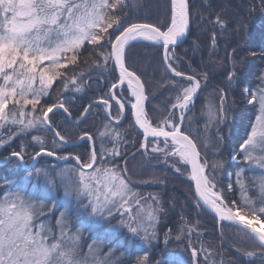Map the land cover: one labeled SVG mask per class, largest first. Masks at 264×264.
Segmentation results:
<instances>
[{
    "label": "snow or ice",
    "instance_id": "obj_1",
    "mask_svg": "<svg viewBox=\"0 0 264 264\" xmlns=\"http://www.w3.org/2000/svg\"><path fill=\"white\" fill-rule=\"evenodd\" d=\"M134 6L145 5L137 0ZM129 7L128 0H0V147L39 129L52 134V147L41 137L32 136L38 148L33 160L46 155L65 164L74 161L54 174L50 169L27 171L15 191H4L9 182L0 180V264H119L113 259L115 249L104 239H115L119 231L149 245L156 238L155 226L165 211L163 202L157 193L141 195L134 190L128 157L136 153L121 152V144L128 143L122 131L106 123L99 136H110L112 147L101 144L98 149L97 137L90 132L84 130L70 140L60 130L56 117L71 118V106L93 82L101 94L82 105L76 121L81 122L94 107H102L106 119L116 122L130 112V127L140 137L132 141L139 145L137 152L143 150L146 159L150 152L160 155L166 166L162 176L138 183L164 185L169 172L187 178L194 185L192 199L197 215L206 211L212 215L214 227L222 229L227 224L236 228L239 246L231 247L246 264H264V69L255 87L245 84L240 89L241 107L246 112L254 110V119L250 118V129L230 158L240 159L249 167L236 171L235 182L224 186L216 175L223 171V161L208 160L209 149L213 156L223 151L226 137L220 129L235 119L229 92L245 83L249 57L264 60V45L258 51L239 55L247 46L248 21L257 8L264 14V0H249L247 5L241 0L234 7L221 4L216 10L212 0H202L199 9L193 7L192 0H167L159 23L129 22ZM229 8L232 18L225 15ZM196 17L197 27L201 23L213 26L210 54L218 49L225 32L237 38L230 51L226 44L225 57L219 61L229 87L215 89V102H206L201 109L203 130L208 132L216 126L215 146L209 135H199L200 128L193 134L192 118L188 128L184 124L202 83L206 85L210 75L195 69L181 71L182 58L175 53L179 43L192 35ZM137 41L152 42L161 49V65L171 75L158 87L171 89L175 95L169 94L167 99L172 102L159 113L158 105L150 110L146 107L150 100L146 82L128 64V49ZM191 46L193 52L201 49L198 37ZM231 103L234 106L235 99ZM79 141L88 145L84 152L65 150L77 147ZM25 152L22 144L20 150L3 159L15 158L24 164ZM256 169L260 170L258 175L243 178L246 170ZM30 181L32 190L28 191L25 185ZM61 190L63 206L57 194ZM237 190L238 197L230 199ZM84 213L87 215L81 219ZM74 224L80 227L73 230ZM97 225L107 227L102 236L88 243ZM195 227L198 229L199 224ZM192 231L189 225L187 251L191 264H237L227 258L226 251H214L203 242L197 247L191 240ZM180 232L184 233L183 227ZM170 233L171 229L165 236ZM148 258L145 250L133 264H151ZM170 264L188 262L175 259Z\"/></svg>",
    "mask_w": 264,
    "mask_h": 264
},
{
    "label": "trees",
    "instance_id": "obj_2",
    "mask_svg": "<svg viewBox=\"0 0 264 264\" xmlns=\"http://www.w3.org/2000/svg\"><path fill=\"white\" fill-rule=\"evenodd\" d=\"M158 1L156 9L151 7V4ZM143 3L144 7H135L137 0H128L130 5L128 11L131 12V17L129 22H149V23H159L164 14L165 7L167 5V0H139ZM241 0H212L213 10L219 8L221 4L231 5L234 7L236 4L240 3ZM249 0H243L244 5H247ZM202 0H192L194 8L199 9ZM226 17L232 18V11L229 8L225 12ZM199 17H196L193 21L192 35H190L182 44L175 48V53L177 56L182 58L181 71L191 72L195 69L197 73L207 71L209 72V79L207 84L202 83V88L195 100L194 108L192 111L187 113L185 118V128L189 126V118H192L191 129L195 135V130L197 128L201 129L199 135L203 137L204 135H209L212 139L213 145L215 146V135L216 126L213 125L210 131L205 132L203 130V125L205 120L201 118V109L206 102H215L216 93L215 89L219 87L228 88L224 76L221 74L223 72V67L220 65L221 61L225 57L226 44L229 45L227 50H231V46H235L237 38L234 36H229L227 32L224 34V38L219 40L218 49L214 50L210 54V36L213 31V26L211 24L201 23L197 27ZM219 32V29H216ZM198 37L201 42V49L199 51L193 52L191 42L194 38ZM246 48L244 52L239 55L243 56L248 51H258L261 45H264V14L259 11V8L252 13L250 20L248 21V32L245 37ZM128 64L130 70H136L137 74L142 75V78L146 82L147 92L146 94L150 96V100L146 107L150 110L153 105H158V113L165 110L167 105L172 101L168 100L167 97L171 93L173 96L175 93L171 89L160 90L159 85L164 82V80L171 79V75L165 73L161 65V49L152 45L148 41H137L132 42L128 49ZM224 66H227V61L225 60ZM261 69H264V60L259 58L249 57L248 74L244 84H241L238 88L229 92L228 101L229 106L235 109V119L223 125L220 129L221 133L226 137V142L223 147V151L217 155H212V149L208 150V160L213 159L218 161H223L224 168L223 171H218L216 173L220 183L227 186L229 183L235 182V173L240 169H247L249 166L240 159L230 158L232 154L239 148V143L242 142V138L246 137L247 131L250 129V118L254 119V110L244 111L241 107L243 98L240 95V89L245 86V84H251L255 87L256 78L259 75ZM111 66H109V71ZM95 77L96 73L92 74ZM111 79V77H107ZM155 90L154 96L152 95ZM101 93L97 90L95 82L92 86L86 90L85 93L80 94L79 98L76 100L75 104L72 105V117L68 119H63L60 115L56 117V120L60 121V130L63 134L67 135L70 140H75L76 137L84 130L90 132L96 139V146L99 149L101 144L106 148L112 147V141L110 136H105L101 138L99 133L105 131V124L108 123L110 128H118L123 133L124 140L128 141L127 145L121 144V152H127L129 154L136 153L133 157L129 155V163L132 167L135 162L138 163L139 174L129 172L131 174L132 180L135 184V191H139L141 195L145 193H157L162 200V206L164 208V213L159 217V221L155 226L156 238L151 241V244H146L144 241H139V237H131L126 235L125 232L119 231L115 234L117 241L116 245V256L119 264H133L137 257L142 255L146 250L149 253V261L151 264H170L171 261L175 259H180L187 261L191 264L190 253L187 251L188 243V226H193V231L191 235V240L197 247L203 242L204 246L207 247L211 245L212 249L219 251H226L227 258H233L237 261V264H246L245 260L238 255L235 250L231 247L233 244L239 246V240L237 236L231 237L230 239L225 238L222 234V229L220 227H214L213 217L204 211H200L197 215V209L194 207L192 199V189L190 181L183 176H173L171 172L168 173L169 178L164 185L159 184H140L138 183L144 179H150L152 176H162L166 172V166L162 163V156L155 153H149V159H146L140 152H137L139 148L138 144H133L132 141L139 139V135L135 128H131V119L129 112L126 113L124 119L117 124H114L106 119L105 112L102 107H94L86 118H83L81 122L76 121V117L82 111V105H86L89 100H95L97 96ZM235 99L236 104L232 105V100ZM150 111V115H151ZM229 129L231 131L229 132ZM7 134V132H5ZM32 136H39L44 139L48 147H52V134L43 130H33L30 134L22 135L14 139L11 143L0 147V161H4V157L9 155L14 150H20L21 145L26 146L25 159H29L34 155V152L38 148L34 147L35 142L32 141ZM87 143L85 141H79L77 147H67L65 150L68 152H84L87 148ZM63 155V152H61ZM53 160V159H52ZM55 162V160H54ZM123 164V161H118ZM74 162L69 161L67 165H72ZM60 164L56 162L44 166V168L52 169L59 167ZM70 165V166H71ZM37 166H41L38 160ZM129 168V167H128ZM148 171L147 173H144ZM2 174L9 175L8 172L0 168V180L5 178ZM54 174V170H52ZM255 171H245L244 179L255 175ZM59 198L62 197V192L58 193ZM239 191L235 194L229 196L230 199L238 197ZM171 201V203H170ZM61 206H63V199L60 198ZM86 214L81 216L84 219ZM183 217V222L182 218ZM119 219V217L117 218ZM53 223V218L51 219ZM116 223V221H113ZM199 224L197 229L195 225ZM74 226L79 227V224H74ZM106 225H97L91 234V238L96 235L102 236V231ZM184 228V233L181 234L180 229ZM223 227L229 228L233 233H237V229L225 224ZM171 229L169 236H165V233ZM197 232L200 235H197ZM87 235V233H86ZM121 235V236H120ZM180 236V239L177 237ZM224 237V238H223ZM167 240V242H166ZM112 241V240H111ZM253 242H249L252 244ZM222 245V247H221ZM219 259V257H216ZM256 264H260L259 261Z\"/></svg>",
    "mask_w": 264,
    "mask_h": 264
},
{
    "label": "rangeland",
    "instance_id": "obj_3",
    "mask_svg": "<svg viewBox=\"0 0 264 264\" xmlns=\"http://www.w3.org/2000/svg\"><path fill=\"white\" fill-rule=\"evenodd\" d=\"M157 3H158V1L157 2H155L154 1V3H152L151 4V7L152 8H154V9H156V5H157ZM124 89H125V91H126V89H127V85L125 84L124 85ZM154 93V92H153ZM153 95V94H152ZM154 96V95H153ZM113 115H115L116 114V109L115 108H113ZM5 132H7V130H5ZM161 146H163V145H161ZM7 156H9V155H7ZM39 161H40V164H41V166H37V163H35L34 165H32L34 162V160L32 159V157L31 158H29V159H25V162H24V164H21L18 160H16L15 158H10L9 160H7V161H0V168L2 169V170H5L6 172H8V176L6 177V174L4 175V174H2L1 173V175H3V177H5V178H3V179H1V180H4V179H6L9 183H8V185H7V187H6V189H4V191H9V192H11V191H15V190H17V187H18V185H20L21 184V182L23 181V178L25 177V175H26V173H27V171H34L35 169H49V168H44V166L43 165H46V166H48V165H51V164H53V163H55L54 162V160H52V158L51 157H47L46 155H41L40 157H38L37 158ZM38 162V161H37ZM26 165L27 166H30V167H26ZM66 167H68V165L67 164H65V163H60V166L59 167H57L58 168V170L57 171H59L60 169H64V168H66ZM128 167H129V169H131V172H133V173H136V174H139V169H138V163L137 162H135V165L132 167L131 165H128ZM56 168V169H57ZM55 169V170H56ZM51 170V169H50ZM56 171V172H57ZM259 169H256V173H255V175H258L259 174ZM148 171H146V172H144V173H147ZM31 184H32V182L30 181V182H28L26 185H25V187L27 188V190L28 191H31L32 190V188H31ZM61 192H62V190H61ZM0 195H3V191H0ZM62 196H63V194H62ZM61 199H63L62 197H60ZM86 214V213H85ZM87 215V214H86ZM118 218V217H117ZM53 223H54V225H55V218H53ZM259 226V225H258ZM80 227V226H79ZM76 228H78L77 226H74L73 227V230H75ZM104 231V230H103ZM103 231H102V234H103ZM221 233L225 236V238L227 237V239H230L231 237L233 238V237H235V236H237V233H233L231 230H229V228H226V227H223L222 228V231H221ZM121 236V235H120ZM98 237H96V236H94L93 238H89L88 239V243H92L93 242V240H96ZM116 238L117 237H115V239H104V243L106 244V245H109L110 247H112V248H114L115 249V247H117V246H115L116 245V243L117 242H119V241H117L116 240ZM224 238V237H223ZM238 238V237H237ZM112 240V241H111ZM239 242V241H238ZM86 247V246H85ZM245 248H246V250H251L250 248H248L247 246H244ZM108 249L106 248L105 249V251H107ZM113 259H117V256H116V249H115V252H114V256H113Z\"/></svg>",
    "mask_w": 264,
    "mask_h": 264
},
{
    "label": "water",
    "instance_id": "obj_4",
    "mask_svg": "<svg viewBox=\"0 0 264 264\" xmlns=\"http://www.w3.org/2000/svg\"><path fill=\"white\" fill-rule=\"evenodd\" d=\"M179 44H181V43H179ZM131 116V115H130ZM191 185H192V190H193V188H194V185H193V183L191 182ZM206 212V211H205ZM206 213H208V212H206ZM209 214V213H208ZM210 215V214H209ZM212 216V215H211Z\"/></svg>",
    "mask_w": 264,
    "mask_h": 264
},
{
    "label": "bare ground",
    "instance_id": "obj_5",
    "mask_svg": "<svg viewBox=\"0 0 264 264\" xmlns=\"http://www.w3.org/2000/svg\"><path fill=\"white\" fill-rule=\"evenodd\" d=\"M259 226H260V225H259ZM259 226H258V227H259Z\"/></svg>",
    "mask_w": 264,
    "mask_h": 264
}]
</instances>
